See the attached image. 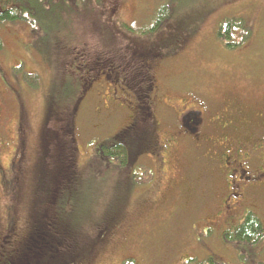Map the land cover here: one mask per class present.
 <instances>
[{
	"label": "rangeland",
	"instance_id": "rangeland-1",
	"mask_svg": "<svg viewBox=\"0 0 264 264\" xmlns=\"http://www.w3.org/2000/svg\"><path fill=\"white\" fill-rule=\"evenodd\" d=\"M233 16L246 20L250 34L243 39L237 29L231 40L221 39V21ZM58 17V47L51 55L44 51L53 45L35 41L30 21L0 28V104L12 136L2 145V164L16 146L19 112L12 86L31 118L29 191L9 212L0 186V236L9 219L23 233L36 223L46 229L55 223L65 240L78 229L83 245L70 251L69 264H198L210 257L224 264H264V234L255 244H242L202 230L220 194L211 166L196 164L191 146L176 153L181 141L170 154L171 176L161 170L154 144L175 122V110L160 106L162 100L179 107L203 103L215 113L232 104L263 106L264 0H90L79 13ZM130 48L137 61L132 57V65L119 64V75L107 77L102 53L111 51L122 63L121 54ZM150 82L161 92L151 108L145 97ZM66 83L75 86L74 96H64ZM73 99L80 102L70 137L63 130ZM147 129L151 138L144 143L141 131ZM125 130L126 143L134 136L129 160L105 157L99 144ZM171 177L178 181L172 189ZM39 178L43 190L33 197ZM248 204L264 223V192ZM11 254L8 240H0V264Z\"/></svg>",
	"mask_w": 264,
	"mask_h": 264
},
{
	"label": "flooded vegetation",
	"instance_id": "flooded-vegetation-1",
	"mask_svg": "<svg viewBox=\"0 0 264 264\" xmlns=\"http://www.w3.org/2000/svg\"><path fill=\"white\" fill-rule=\"evenodd\" d=\"M12 90L17 96L19 116L16 146L11 150L7 165L2 164L1 161L2 145L8 146L12 136L5 126L6 117L0 104V186L3 187V193L6 195L9 212H13V208L29 191L26 189L25 157L30 150L31 137L29 113L20 92L15 86H12ZM159 92L158 86L152 83L146 101L149 98L153 105L154 101L159 99L161 93ZM135 99L139 114L141 95L137 91ZM163 103L170 109L173 108L176 116L174 124L167 126L166 132L161 134L162 137L154 139L157 150L155 157L159 160V166L163 172L171 174L170 154L181 141H184V145L177 148L176 153L178 150L187 152L186 148L192 147L196 154V164L201 165L202 161H205L211 166L210 170L216 178L215 187L220 194L214 206L215 214L203 218L205 226L202 230L213 229L211 235L218 232L221 238L226 240L228 233L234 230L248 212L253 211L252 205L248 203L264 192V104L262 107L248 109L232 104L215 113L203 103L198 105L192 102L179 107L173 102L162 100L160 106ZM205 106L209 110L204 109ZM141 132L146 134H142L146 136V139H143L144 143L148 142L151 131L147 129ZM140 147L139 145L138 149ZM40 159L41 157L38 156L37 161ZM149 172L151 174L149 177L153 179L155 173L151 167ZM168 183L171 189L178 185L177 179L174 178L167 181ZM219 221H222L221 227L217 226ZM10 223L11 221L7 226H11Z\"/></svg>",
	"mask_w": 264,
	"mask_h": 264
},
{
	"label": "trees",
	"instance_id": "trees-1",
	"mask_svg": "<svg viewBox=\"0 0 264 264\" xmlns=\"http://www.w3.org/2000/svg\"><path fill=\"white\" fill-rule=\"evenodd\" d=\"M90 0H0V28L8 23V22H16L20 20H28L34 26V32L36 34L35 41L41 42L43 41L45 44L49 43V46L52 44L51 48H47L44 52L49 53L50 55L55 49L58 47L57 42L55 40V35L57 30L55 27L58 25L56 24L58 16L64 12L67 16L73 15L74 13H79L81 7H87ZM61 23V20L59 24ZM61 27V25H59ZM156 27V26H155ZM240 30L243 32V39L245 36L250 34L251 28L250 25L247 24L246 20L240 16H233L229 18H225L221 21V24L218 28V36L221 39L231 40V36L234 30ZM236 44L235 42H227L228 46H232ZM2 46V39L0 37V48ZM47 46V47H49ZM57 46V47H56ZM39 48V47H38ZM104 52L102 55H105L103 59L104 61L108 62V66L104 65L106 76L110 78H114V75H119L121 70L118 68V65H122L126 67V65H132V57L137 61V57L134 54V48H130L127 51L121 54V57H125L122 63H120L115 58L113 53ZM117 79V78H115ZM129 79V78H127ZM126 79V80H127ZM133 79V78H131ZM122 81L125 78H121ZM125 80V81H126ZM146 86V85H145ZM150 84L146 86L147 91L145 94H150ZM71 87V93L66 94V89ZM57 89V87H56ZM55 89V91H56ZM140 91V90H139ZM137 91V92H139ZM141 92V91H140ZM139 92V93H140ZM56 92L53 93L51 101H53ZM75 95V86L70 85L69 83L65 84L64 87V96L70 97ZM148 97V96H145ZM81 100V99H80ZM74 103H72L73 108L70 110L69 117L67 118V122L64 125L63 134L65 136L72 137L71 133L74 128V118L76 114V108L80 101L73 99ZM148 107L151 108L152 100L148 98L146 101ZM52 104V103H51ZM50 109V108H49ZM134 128V127H133ZM132 129V127L128 128ZM130 130H125L124 132L116 133L109 137L108 141H103L99 144V149H101V153L105 155V157H113L119 159L121 163L127 162L131 155H129V146H131L130 142L134 139V136L129 138V141L126 143L124 138L126 133ZM65 139V138H64ZM114 141V145L110 143ZM135 155V154H134ZM134 155H132L134 157ZM44 176V171L41 176ZM149 175L151 176L150 172ZM43 176L41 178H43ZM45 175L44 177L47 179L50 191L51 185L49 179ZM66 176V175H65ZM39 178L35 194L33 197L37 195L38 188L39 191L43 190V181ZM51 180V179H50ZM53 181V178H52ZM62 199H66L65 196L61 197ZM60 200V203H61ZM11 221V226H7V224ZM55 223L51 224L50 228H45L42 223H36L34 228H30L28 232L23 233L21 230L22 225L20 228L15 223V220H7L5 222L4 230L2 231V236H0V240L3 241L4 239L8 240V247L9 252H12L11 258L7 260L6 264H61V260L64 255H66V264H69L71 261L72 256L70 251L78 248L83 243L79 241V231L76 229L74 232L70 231V235L68 240L60 239L64 237L63 235H58L57 232L62 233L59 226L54 225ZM54 232L57 234L55 235ZM264 234V223L261 217L254 211H250L244 217V219L235 226L234 230L231 233H228L226 236L227 240H236L242 244H255L260 240L262 235ZM2 238V239H1ZM2 243V242H1ZM11 246V247H10ZM65 253V254H62ZM198 264H224L214 257H210L208 261L199 262Z\"/></svg>",
	"mask_w": 264,
	"mask_h": 264
}]
</instances>
